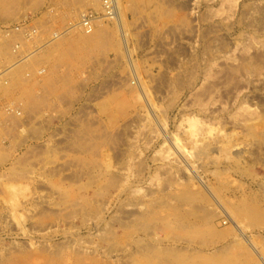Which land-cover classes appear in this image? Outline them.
<instances>
[{"label":"rangeland","instance_id":"rangeland-1","mask_svg":"<svg viewBox=\"0 0 264 264\" xmlns=\"http://www.w3.org/2000/svg\"><path fill=\"white\" fill-rule=\"evenodd\" d=\"M117 2L119 20L96 0H0V263L61 247L141 264L165 246L202 262L214 244L166 229L169 203L197 225L235 219L252 245L217 249L263 264L264 226L235 207L264 211V0Z\"/></svg>","mask_w":264,"mask_h":264},{"label":"bare ground","instance_id":"bare-ground-1","mask_svg":"<svg viewBox=\"0 0 264 264\" xmlns=\"http://www.w3.org/2000/svg\"><path fill=\"white\" fill-rule=\"evenodd\" d=\"M99 5H101V7L103 8V10L105 11V13L107 14V16H109V9L112 8V11L114 12V10L116 11V15L118 16L117 20H119V3L117 2V0H108L107 2L105 0H96ZM262 8H258V12L261 11ZM264 10V8L262 9ZM256 11V10H255ZM264 12V11H262ZM264 15V13H263ZM262 16V14H261ZM257 17V16H256ZM109 19H113V18H110L108 17ZM263 18V16H262ZM261 18V19H262ZM251 19V17H250ZM255 19V16L254 18ZM264 19V18H263ZM252 20V19H251ZM254 21V20H253ZM260 25H264V22L261 23L262 21H258ZM254 25V24H253ZM211 28V27H209ZM213 30V29H212ZM208 31V30H207ZM93 33V32H92ZM91 33V34H92ZM213 33V32H212ZM215 33V32H214ZM206 37V36H205ZM208 37V36H207ZM207 39V38H206ZM214 39V38H213ZM219 39V38H218ZM208 40V39H207ZM216 40V38H215ZM204 41H205V38H204ZM210 42H212V40H210ZM208 42V43H210ZM1 43V42H0ZM6 43H9V42H3V44H6ZM206 43V41H205ZM218 44V43H217ZM221 44V43H219ZM224 44V43H222ZM207 45V44H206ZM212 45V44H211ZM215 45V44H214ZM225 45V44H224ZM1 46V44H0ZM222 47V46H220ZM207 48H210V44H209V47ZM3 49V48H2ZM2 49H1V52H0V57H1V53H2ZM212 49V48H211ZM205 50V48H204ZM203 50V51H204ZM212 51V50H211ZM210 51V52H211ZM199 62V60H197ZM243 62V61H242ZM196 63V62H195ZM191 64V63H190ZM197 64V63H196ZM242 65H240L241 69H244V70H248V71H251L253 70L254 66H255V63L253 62V60H250V61H247V60H244L243 63H241ZM192 65V64H191ZM189 66V65H187ZM194 67V66H193ZM187 69V68H186ZM236 69V67H235ZM189 70L191 71V69L189 68ZM195 70V69H194ZM192 70V71H194ZM233 70V69H231ZM238 69L234 70L235 73H238L237 72ZM189 71V72H190ZM186 73V72H185ZM190 74V73H189ZM193 74V73H192ZM227 76V75H226ZM232 76V75H231ZM237 76V74L235 75ZM234 76V77H235ZM188 77V76H187ZM194 77V75H193ZM228 77H229V74H228ZM233 77V78H234ZM176 78V77H175ZM189 78V77H188ZM177 79V78H176ZM178 79H180L178 77ZM183 79H184V76H183ZM232 79V78H230ZM182 80V79H180ZM191 80V78H190ZM183 81V80H182ZM187 81V80H186ZM184 81V82H186ZM228 81V80H227ZM235 80H233L234 82ZM175 82V81H174ZM189 82V80H188ZM229 82L232 83V81L230 80ZM175 84V83H174ZM181 85L182 87V84H179ZM29 88V87H28ZM209 89V88H208ZM2 91V89L0 90V92ZM163 117V116H162ZM161 118V120H163ZM5 125V120L2 119V117H0V129L3 128V126ZM191 131H192V136L194 135H199L200 133L204 132L205 129H202L200 127H198V125L195 123V122H192V127H191ZM257 134V133H256ZM199 147V146H198ZM206 148H207V145H203L202 147H200L198 149V154L201 155V154H204L206 152ZM225 150V149H224ZM182 154H185L184 151H181ZM203 183V181H202ZM205 184V183H204ZM186 194V193H185ZM194 194V193H192ZM192 194H189L192 196ZM183 195V194H182ZM187 195V194H186ZM176 196V195H175ZM174 196V197H175ZM173 198V196H171ZM178 197V196H177ZM246 197V196H245ZM244 197V198H245ZM197 198V197H196ZM171 199V198H170ZM176 199V198H175ZM179 199H180V196H179ZM182 199V198H181ZM190 199V196H184L183 197V200L184 201H188ZM194 199V197H193ZM215 199V198H214ZM242 199V198H241ZM167 200V199H166ZM166 200H165V203H166ZM173 200V199H172ZM178 200V199H176ZM181 201L180 203H185L184 201ZM245 200V199H244ZM160 202V201H159ZM173 202V201H172ZM179 202V200H178ZM189 202V201H188ZM191 202V201H190ZM253 202V201H252ZM174 203V202H173ZM234 203V202H233ZM236 203V202H235ZM160 204L162 205V202H160ZM256 204V203H255ZM157 205V204H156ZM219 207L222 209V213H225L227 217H229L228 213L225 211V208L221 207L220 204H218ZM153 206V205H152ZM158 206V205H157ZM160 206V205H159ZM164 207L166 206V208H168L167 210L169 211L168 213V216H167V219H164L166 220V222H164V224L166 225V229H173L174 231L175 230H182L185 232V236L189 237L190 239H193V240H196V239H204V245L205 246H211L212 244H214V246L212 247L214 253L212 254H208V256H203V261H199L192 253H183V252H180V251H183V249H180L178 248L177 246L174 248L172 246H165L163 247V249H160V251L157 250V248L155 249H151L152 252H149L148 251L146 253L148 254H144V257L141 258V264H159L158 262L160 261H168L166 264H257V262L255 261L254 259V256L252 254H248L249 256H247L246 254L247 253H242L240 254L239 252H233L232 250V246L231 244H226V245H223L221 246L219 249H217V244L219 242H222L225 240V237L229 234H239L241 235V237H243L246 241L247 240V237L245 235V232L243 231V229L241 228V225H239L235 219L231 218L232 220H229L231 221V226L230 228H227V229H224V230H221V228L219 229V227H215V226H207V225H197L196 223H194L192 221V219L190 218V215L191 212L187 211V212H184L183 210L180 209V206L179 208H172L169 203L168 205H163ZM162 206V207H163ZM230 206V205H229ZM161 207V209H162ZM175 207V206H174ZM152 208V207H151ZM229 208V207H228ZM183 209V208H182ZM235 209L239 212L238 213V217L236 215L237 218H240L241 216L242 217H245V218H249L248 220L251 221V222H248L250 223V225L253 227V224L255 225H258L260 228H263L264 226V211H262L259 207H257L256 205H254L253 203H250V202H246V201H243L241 202L240 205L236 206ZM155 210V208H154ZM156 210L158 211L159 208L157 207ZM165 210V209H164ZM146 211H149V210H146ZM145 211V212H146ZM151 211V209H150ZM220 211V210H219ZM218 211V212H219ZM229 211V210H228ZM162 212V211H161ZM160 212V213H161ZM230 212V211H229ZM97 213V212H96ZM154 212H149L146 214H143L141 217V220L144 222V224L146 223H149V222H152V221H156V217L155 215L153 214ZM162 213H165V212H162ZM95 214V213H94ZM219 214V215H220ZM98 214H95L94 216H96ZM159 215V214H158ZM223 215V214H222ZM160 216V215H159ZM233 216V217H234ZM138 217V218H140ZM219 217V216H218ZM241 217V218H242ZM137 218V219H138ZM162 218V217H161ZM160 218V219H161ZM158 219V218H157ZM227 219V218H226ZM227 220V221H228ZM159 221V219H158ZM163 221V219L161 220ZM226 220H224L223 222L225 224H227V222H225ZM138 223V222H136ZM142 223V222H141ZM154 224V223H153ZM159 224V222H158ZM257 226V227H258ZM140 227V226H139ZM126 229V228H125ZM132 229V228H131ZM134 231V230H133ZM128 232V231H127ZM132 232V231H131ZM135 232V231H134ZM133 232V233H134ZM127 234V233H126ZM238 235V236H239ZM125 236V234H124ZM131 236V235H130ZM112 237V236H111ZM116 238V237H114ZM114 238L112 239L114 241ZM176 238H180L179 236H176ZM110 239V240H111ZM117 240V239H116ZM119 240V238H118ZM175 242V240H173ZM219 241V242H218ZM250 241H248L249 243ZM249 244L252 245V243L250 242ZM156 245V244H155ZM189 247V246H188ZM153 248V247H152ZM159 248V247H158ZM147 250V249H146ZM254 250V249H253ZM186 251V250H184ZM42 252V258L41 259H38L37 261H35V264H102L101 262H98V261H94L92 259H89L87 258L86 256H82L80 253L81 252H76L75 254H73L74 256H66L65 253L63 252V250L61 249V247H57L55 249V251L53 252H50L48 250H43L41 251ZM40 252V253H41ZM39 253V254H40ZM251 253V252H250ZM255 254L258 256V258L260 259V261L262 262V259H261V255L259 253H257L255 251ZM41 257V256H40ZM30 256L28 255H25L23 257H14L8 261H3L1 262L0 264H33V263H28L27 261H25L26 259H29ZM158 261V262H157ZM264 264V263H263Z\"/></svg>","mask_w":264,"mask_h":264}]
</instances>
